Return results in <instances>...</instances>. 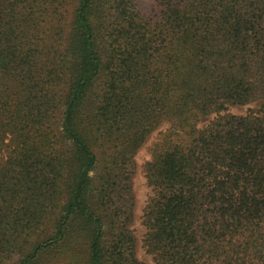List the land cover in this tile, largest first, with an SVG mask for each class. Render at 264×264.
I'll use <instances>...</instances> for the list:
<instances>
[{"label":"trees","instance_id":"obj_1","mask_svg":"<svg viewBox=\"0 0 264 264\" xmlns=\"http://www.w3.org/2000/svg\"><path fill=\"white\" fill-rule=\"evenodd\" d=\"M140 4L0 0V264H144L164 123L145 252L264 264V0Z\"/></svg>","mask_w":264,"mask_h":264},{"label":"rangeland","instance_id":"obj_2","mask_svg":"<svg viewBox=\"0 0 264 264\" xmlns=\"http://www.w3.org/2000/svg\"><path fill=\"white\" fill-rule=\"evenodd\" d=\"M142 8L148 10L150 8V0H141ZM255 108L253 105L244 106V107H229L227 112L235 115H243L248 109ZM214 116L211 115L203 120L202 123H198V126L205 125L212 119ZM168 129V124H162L155 132H153L150 137L147 139L142 148L138 151L135 162H136V171L133 177V193L135 198V208H134V221L132 225V229L134 231V235L136 238V256L142 261L144 264H155L152 260V257L145 252L143 247V237L145 233V229L142 226V215L143 210L152 195V191L150 187L146 183V179L144 177V165L147 161L150 160L151 149L155 143H157L160 139L161 133L165 132Z\"/></svg>","mask_w":264,"mask_h":264}]
</instances>
